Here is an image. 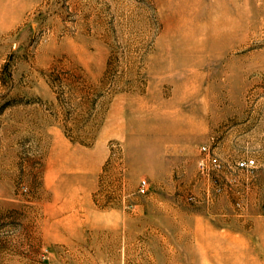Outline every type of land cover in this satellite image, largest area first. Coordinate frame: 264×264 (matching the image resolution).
Returning a JSON list of instances; mask_svg holds the SVG:
<instances>
[{
    "label": "rangeland",
    "instance_id": "rangeland-1",
    "mask_svg": "<svg viewBox=\"0 0 264 264\" xmlns=\"http://www.w3.org/2000/svg\"><path fill=\"white\" fill-rule=\"evenodd\" d=\"M0 264H264V0H0Z\"/></svg>",
    "mask_w": 264,
    "mask_h": 264
},
{
    "label": "built area",
    "instance_id": "built-area-1",
    "mask_svg": "<svg viewBox=\"0 0 264 264\" xmlns=\"http://www.w3.org/2000/svg\"><path fill=\"white\" fill-rule=\"evenodd\" d=\"M212 161H213V162H216L217 159H216V158H213ZM254 162H255L254 159H246V160L241 161V162L239 163V166H241V167L249 166V165L254 164ZM142 183H143L142 186L144 187L145 184H146V180H143Z\"/></svg>",
    "mask_w": 264,
    "mask_h": 264
}]
</instances>
